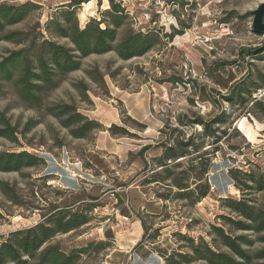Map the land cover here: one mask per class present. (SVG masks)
Wrapping results in <instances>:
<instances>
[{"label":"rangeland","instance_id":"374dc122","mask_svg":"<svg viewBox=\"0 0 264 264\" xmlns=\"http://www.w3.org/2000/svg\"><path fill=\"white\" fill-rule=\"evenodd\" d=\"M26 2L31 3L30 13L8 31L23 32L16 38L49 39L71 46L68 38L56 36L47 27L50 20L63 18L71 0H0L11 5ZM263 2L113 0L124 10L117 42L135 32L152 31L160 43L130 59L115 51L83 57L81 68L60 77L56 86L43 93L37 107L24 103L12 84H6L0 92V110L23 134L19 142L0 136V151L27 150L46 162L19 172H0V236L37 224L57 206L70 205L88 214L91 221L57 235L52 243L68 253L86 248L77 264H166L163 255L185 244L178 233L210 240V225L220 224L219 216L229 213L221 198L243 197L229 170L264 171V53H250L264 44V33L252 29V11ZM113 3L80 4L75 9L79 25L83 28L97 19L104 20L105 27ZM22 46L2 41L0 58L8 49ZM237 82L246 88L262 87L248 97L256 98V105H243L235 93L232 96ZM230 95L235 98L231 103ZM62 104L74 105L103 127L84 138L75 137L49 111ZM222 112L232 122L229 129L221 125L222 139L213 145L212 137L198 140H205L204 149L213 152L210 195L196 204L160 197L169 189L147 183L151 169L157 168L155 158L163 153L160 143L201 132L199 124L191 123L194 118L209 121ZM31 120L34 124L27 129ZM7 183L17 202L2 190ZM249 192L264 203V191ZM142 219L148 228L147 240H142ZM157 228L159 236L151 239Z\"/></svg>","mask_w":264,"mask_h":264},{"label":"trees","instance_id":"16d2710c","mask_svg":"<svg viewBox=\"0 0 264 264\" xmlns=\"http://www.w3.org/2000/svg\"><path fill=\"white\" fill-rule=\"evenodd\" d=\"M87 1L90 0H71L67 5L68 9L62 14L63 18L52 19L47 24L49 31L56 36L68 38L71 46L49 39L16 38L23 32L8 31L7 28L25 19L31 11V3L0 4V43L11 41L23 44L19 49H8L0 58V92L10 83L24 103L37 107L42 102L43 93L56 86L60 77L81 68L83 57L115 51L121 58L130 59L145 55L160 43L159 37L152 31L135 32L117 42L118 29L123 25L124 10L119 4H114L113 0L112 13L107 12L111 20L105 27H102L104 20L93 19L82 28L77 21L75 9ZM263 53L264 51L251 54L257 56ZM241 82L233 86L231 94L235 93L237 101L243 105L249 102L256 105L258 100H249L248 97L262 87L246 88ZM232 96L227 98L230 103L235 99ZM49 111L60 118L63 126L71 128V133L78 138H84L91 130L103 127V124L89 119L71 104L55 106ZM191 123L199 124L201 132L162 141L160 144L163 146V153L155 158L157 168L151 169L153 173L148 176L147 183L156 182L169 189V194H158L160 197L177 198L196 204L211 193L209 173L213 156L209 148L204 149L205 140H198L212 137L210 145L218 143L222 139L220 127L228 125L229 129L232 122L230 115L222 112L209 121L197 116ZM32 124L33 120L27 124V129ZM113 127L110 129L113 130ZM123 131L124 134L129 133L124 129ZM20 134L23 132H19L6 112L0 110V136L19 142ZM45 162L44 157L27 150L0 151V172H19L27 167L44 165ZM145 169H148L147 162ZM229 174L235 186L242 191L243 197L221 198L229 213L219 216L220 224L210 225V240L178 233L185 244H180L177 250L163 255L166 264H264V203L249 194V191H264V171L257 174L254 169L231 168ZM2 185V190L10 195V200L17 202L15 192L10 190L9 184ZM90 221L91 217L79 208L74 210L70 205L57 206L43 214L42 220L37 224L13 230L5 237L0 236V264H77L86 248L68 253L58 243H52V240L57 235L69 233ZM142 222L145 229L142 240H147L148 228L143 219ZM159 232V228L155 229L150 238L156 239Z\"/></svg>","mask_w":264,"mask_h":264},{"label":"water","instance_id":"95a60500","mask_svg":"<svg viewBox=\"0 0 264 264\" xmlns=\"http://www.w3.org/2000/svg\"><path fill=\"white\" fill-rule=\"evenodd\" d=\"M253 13V22L252 29L258 34L264 33V2L261 3ZM264 51V44L254 50H251L250 53L257 54L258 52ZM237 125V122H236Z\"/></svg>","mask_w":264,"mask_h":264},{"label":"bare ground","instance_id":"6f19581e","mask_svg":"<svg viewBox=\"0 0 264 264\" xmlns=\"http://www.w3.org/2000/svg\"><path fill=\"white\" fill-rule=\"evenodd\" d=\"M86 4H87V3H86ZM87 5H88V4H87ZM87 5H86V6H87ZM83 15H84V14H83Z\"/></svg>","mask_w":264,"mask_h":264}]
</instances>
